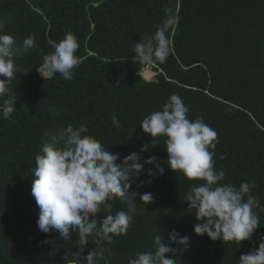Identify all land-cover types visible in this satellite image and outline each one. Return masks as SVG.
I'll return each instance as SVG.
<instances>
[{
    "label": "trees",
    "instance_id": "1",
    "mask_svg": "<svg viewBox=\"0 0 264 264\" xmlns=\"http://www.w3.org/2000/svg\"><path fill=\"white\" fill-rule=\"evenodd\" d=\"M165 9L178 17L168 34L171 54L151 66L155 76L147 81L130 50L151 37ZM0 25V34L11 35L17 48L30 34L37 45L17 54L19 71L0 99V105L7 100L15 109L7 119L0 111V264H69L71 252L81 247L75 233L63 241L56 232L42 233L36 223L35 157L59 128L86 125V135L122 160L151 143L140 123L162 110L174 93L188 107L189 119L202 117L217 132L213 162L216 170H225L222 183L254 184L250 194L264 205V0H0ZM68 32L79 43L73 80L59 73L43 79V57ZM113 115L119 128L112 124ZM164 147V138H157L141 155L166 161ZM191 183L166 166L150 184L136 181L131 190L151 192L153 201L145 210L138 208L126 236L106 245L107 264H127L130 254L154 251L155 234L168 243L172 229L190 237L186 251L166 256L176 264H235L257 246L264 237L259 209L254 211L260 227L241 247L196 236L195 210L183 201ZM110 203L112 214L128 210L119 199ZM105 215L102 210L97 219ZM46 239L53 242L43 243ZM95 247L90 238L83 254Z\"/></svg>",
    "mask_w": 264,
    "mask_h": 264
},
{
    "label": "clouds",
    "instance_id": "2",
    "mask_svg": "<svg viewBox=\"0 0 264 264\" xmlns=\"http://www.w3.org/2000/svg\"><path fill=\"white\" fill-rule=\"evenodd\" d=\"M164 18L151 37L133 43V60L145 69L163 64L171 54L169 32L178 24V17L171 9L164 10ZM3 26L0 25V28ZM37 47L34 34L23 40L22 49L17 48L11 35L0 34V99L9 94V85L19 71L15 57L20 51L28 52ZM78 38L71 32L54 46V51L43 57V79L59 73L66 81L74 78V69L79 66ZM139 74V72H138ZM7 100L0 105L2 117L7 119L14 111ZM189 109L178 94H172L162 110L153 111L142 119L140 127L152 138L150 144L141 146L139 152H132L121 160L120 153L110 152L91 135L86 125L74 128L71 124L58 129L50 143L42 147V155L35 157V177L31 194L39 208L37 227L45 234L58 233L63 241L79 240V251L71 252L69 264H107L106 245H111L115 237L126 236L139 207L153 201L151 192L131 190L136 181L150 184L152 179L164 175L165 166L173 173L183 175L191 183L183 201L188 209H193L197 223L193 231L198 237H208L211 241L242 242L251 241L259 226V215L254 209L264 211L258 198L251 195L248 182H241L237 188L225 180V170H216L213 162L217 132L204 122L202 117L188 118ZM112 124L119 128L120 121L113 115ZM163 137L166 161L156 156L144 158L157 138ZM119 161V162H118ZM146 165L151 167L145 169ZM141 175L151 179L140 180ZM119 199L127 207L112 214L113 204ZM139 199L140 203L135 201ZM107 213L97 219L101 211ZM91 218V219H90ZM96 246L84 255L89 239ZM168 243L164 237L153 238L154 251L136 252L129 255L127 264H176L175 256L186 251L190 237L176 229L168 232ZM53 241L45 240L50 244ZM176 245L177 247H173ZM235 264H264V237L257 246L240 256Z\"/></svg>",
    "mask_w": 264,
    "mask_h": 264
},
{
    "label": "rangeland",
    "instance_id": "3",
    "mask_svg": "<svg viewBox=\"0 0 264 264\" xmlns=\"http://www.w3.org/2000/svg\"><path fill=\"white\" fill-rule=\"evenodd\" d=\"M41 71V70H40ZM140 75L143 79L147 81H151L154 79L155 72L152 70V67L145 69V67L141 70Z\"/></svg>",
    "mask_w": 264,
    "mask_h": 264
}]
</instances>
